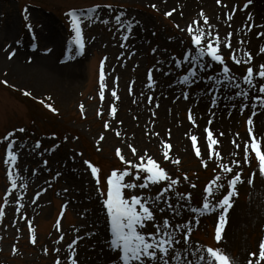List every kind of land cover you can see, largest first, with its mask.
<instances>
[{
    "label": "rangeland",
    "instance_id": "rangeland-1",
    "mask_svg": "<svg viewBox=\"0 0 264 264\" xmlns=\"http://www.w3.org/2000/svg\"><path fill=\"white\" fill-rule=\"evenodd\" d=\"M175 1H181L180 9L166 0H0V264H56L58 259L60 264H71L68 257L73 250L77 264H121L118 251L110 247V218L103 205L106 177L113 169L131 167L117 155V148L125 160L140 163L143 156L146 164L151 157L172 179L180 178L159 198L156 194L170 181L125 190L126 196L148 198L155 209L145 232L163 227L166 217L171 225L167 231L178 241L177 252L220 247L234 264H247L249 253L256 252L252 257L256 264L264 238V175L251 147L250 163L244 162V142L251 143L250 126L262 141L255 123L264 124V106L254 97L264 96L260 92L264 78L256 75L264 64V0ZM256 3L260 13L255 12ZM94 5L99 7L91 13L92 20L82 25L83 49L76 51L67 13L73 8L87 12ZM239 10L245 14L239 16ZM194 20L205 34L212 33L205 35V46L219 35L222 63L209 55L198 57L193 33L187 30L190 24L197 27ZM127 21L132 22L130 28ZM35 59L63 66L62 74L54 71L51 80L43 82L40 73L18 72L20 65ZM224 65L229 73L222 71ZM248 67L254 69V86L242 79ZM245 92L246 96L237 94ZM220 121L223 128L217 127ZM173 126L188 144L186 150L175 152L167 140ZM206 130L218 141L211 159ZM10 131L13 136L3 140ZM12 141L18 152L14 167L5 163ZM177 158L179 163H174ZM221 164L233 171L225 172ZM93 166L99 169L103 193L91 174ZM235 172L241 173L242 182L236 185L238 195L232 197L217 242L215 231L223 209L203 211L204 199L217 204ZM209 186L212 195L206 191Z\"/></svg>",
    "mask_w": 264,
    "mask_h": 264
},
{
    "label": "snow or ice",
    "instance_id": "snow-or-ice-1",
    "mask_svg": "<svg viewBox=\"0 0 264 264\" xmlns=\"http://www.w3.org/2000/svg\"><path fill=\"white\" fill-rule=\"evenodd\" d=\"M219 3V0H217ZM247 5H245L246 7ZM99 5H94L87 9V12L81 11L79 9H70L67 13L71 19V27L74 30V37L73 43L77 46L76 51H81L84 46L83 42V32H82V25L85 22H90L92 20L91 13L98 8ZM155 7V5H153ZM174 11V10H173ZM166 15H170L171 13H165ZM201 16L204 17V23H207L208 18L204 16V13L201 11ZM231 18V17H229ZM27 19V17H26ZM116 20L119 22L120 17L117 16ZM131 21H127L129 28L131 27ZM193 24H196L197 27L194 29L192 24L188 26V31L193 33L192 35V43L198 47V57L203 58L205 55H209L217 62H223V57L218 54V46L220 44L219 35L217 34L216 37L213 39H208L207 45L203 44V40L205 35L208 37L212 36V33L209 32L207 34L204 33L202 27L199 26V21H193ZM121 27H124V22H121ZM31 27V25H29ZM199 33V34H196ZM231 35V33H229ZM127 38V37H125ZM214 42L215 45L214 46ZM230 47V45H228ZM264 52V49H261ZM233 60L237 64L241 63L240 60L235 58L233 55ZM184 59H188V56H185ZM195 59V57H194ZM252 59L251 53L248 54V60ZM247 63V61H244ZM222 71L224 73H229L230 69L227 65L222 67ZM253 72L254 69L252 67H248L246 73L243 75L242 79L250 86H254L253 81ZM261 78H264V64L259 66V71L256 72ZM103 79V73H101V80ZM7 84V81H4ZM260 92L264 93V85H260ZM31 95V93H27ZM238 95L246 96L247 93H237ZM256 103L264 106V96H256L254 97ZM256 103L252 106L253 108L256 107ZM53 111L56 109L52 108V105H47ZM247 105H245L246 107ZM81 110H83V106H81ZM113 111L115 109L113 108ZM255 115V112H253ZM189 119L193 120L191 114L189 115ZM194 123V120H193ZM249 125L252 124L251 117H249L248 121ZM108 127V124L105 123V128ZM19 131L23 132L24 129L21 128ZM208 134L209 140V159H211L213 153V145L218 144L213 138V133L211 130H206ZM249 134L251 137V143L249 141L244 142V162L250 163L249 160V148L251 147L252 152L255 153L256 159L259 165V171L262 175H264V151H262V147H264V141H258L255 135L253 134V129L250 126ZM222 135V134H221ZM239 135V134H237ZM13 136V132H8L2 138L5 141H9V138ZM100 139H103V134H101ZM196 137L193 136L192 140L196 142ZM39 143V142H37ZM99 143V141H98ZM233 144L239 148L240 145L233 140ZM132 150L133 155H136V149L129 145ZM170 148L171 145H168ZM117 155L120 159L126 164L131 165L130 168H125L123 170H116L113 169L111 173L106 177V184H107V191H106V198L103 201V205L106 209L107 215L110 218V225H111V240H110V247L114 250L118 251L117 259L121 262V264H149L150 261H158L159 264H170V261H177L178 264H234V258L230 257L226 251L220 247H212V246H197L192 249H183L181 252L176 251V245L178 241L176 238L167 231L168 227H171L168 218H164L162 221L163 227L156 226L155 231L145 232V224L147 221L154 220V212L150 205V201L148 198L140 194H133L130 196L125 195L126 189H147L150 184H158L161 181H170L167 184V187L161 189L160 192L156 194L157 198L161 196L164 191L171 189L175 184L179 182L180 178L172 179L168 172L159 166V164L152 159L151 157L147 158V163H143L144 157H140V163H133L132 160H125L124 157L120 154V149L117 148ZM199 148H196V155L200 156ZM219 155L218 152L215 153ZM165 159H168L167 153L165 154ZM18 160V152L14 150V141L8 142L6 148V156H5V163L9 164L10 166L14 167ZM174 163H179V159L177 158ZM90 163V162H85ZM237 164L240 163L239 160L236 161ZM207 165L205 164V167ZM224 168L225 172H232L231 168L224 167L223 164L220 165ZM135 169V171H133ZM242 171V170H241ZM142 173H146V175L142 176ZM91 174L96 179V183L98 186V190L103 193V190L99 189L100 179H99V169L95 166L91 167ZM255 172L252 173V176L249 178V183H252V180L255 176ZM9 177H11V172L8 173ZM135 176V180L128 181L126 177L128 176ZM187 175L185 174L184 179H187ZM219 180V177L216 178ZM142 181V182H137ZM238 182H242V177L240 172H235L232 179L228 182V191L222 195L215 205H210L208 198L205 197L203 203V211H208L211 208L220 207L223 209L221 215L219 217V224L216 227L215 231V240L217 242L221 239V226L226 222V212L229 208L232 207V197L238 195L236 191V185ZM215 187L223 188V184H215ZM12 188L16 187L15 181L12 182ZM192 187H196V185H192ZM206 191L209 195H212V186L206 188ZM189 197L191 194H188ZM200 211L201 209H197ZM0 215H3V210L0 209ZM59 223V221L57 222ZM175 227H179L176 225ZM188 232L190 229L184 234V242L187 243L188 240ZM63 239V237H61ZM32 242L35 243V237H32ZM75 244V240L72 241L68 247L72 248V245ZM13 250L15 251V246H13ZM58 251V250H57ZM256 252L249 253V259L247 264H253L252 257H256ZM258 259L256 260V264H260V261L264 260V238L261 239L259 242V253ZM68 259L71 261V264H77L75 259V252L73 250L70 253ZM56 264H60L59 259L56 261Z\"/></svg>",
    "mask_w": 264,
    "mask_h": 264
},
{
    "label": "bare ground",
    "instance_id": "bare-ground-1",
    "mask_svg": "<svg viewBox=\"0 0 264 264\" xmlns=\"http://www.w3.org/2000/svg\"><path fill=\"white\" fill-rule=\"evenodd\" d=\"M205 1L210 3V0H205ZM166 2H170V3L174 2L175 8H179V9L181 8V6H178V5L182 4L181 1L180 2H176L175 0H166ZM256 5H257V3L255 4V7H256ZM186 10H187V8H186ZM256 10H257V7L255 8V12H256ZM257 11L260 13L259 10H257ZM243 14H245V12H243L242 10L238 11V15L239 16L243 15ZM62 68H63V66H59V65L57 66V65L53 64L51 60H48V59L47 60L46 59L45 60H43V59H35L34 62L32 60L31 62H27L24 65L23 64L20 65L18 72L19 73L20 72L23 73V72H26V71H33V72L40 73V76H41V78H42V80L44 82L46 80L50 81L51 78L54 76L55 72L60 77V74H62ZM180 102H182V101H180ZM223 124H224V122L220 121V123L217 124V127L218 128H223ZM255 127L257 129L258 135L260 136L261 140L264 141V124L262 122H260L258 124L255 123ZM187 130L188 129H185V131H187ZM201 133H202L201 130L198 129V134L200 135V138L204 142V136H203V133L202 134ZM167 140L172 142V145L174 146V149H175L174 151L175 152L180 151V149L186 150V147L188 145L185 142V140L180 138V136H179V128H174V126H173V131H170L169 135L167 136ZM178 142H180L181 144L178 145ZM232 152H233V154L236 153V149L234 148V151H232ZM237 153H238V151H237ZM216 209H217V207L214 209V211H216ZM232 211H233V209L230 211V214L232 213ZM217 212L219 213L220 209L217 210ZM228 224H229V222H228Z\"/></svg>",
    "mask_w": 264,
    "mask_h": 264
}]
</instances>
